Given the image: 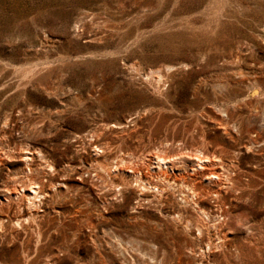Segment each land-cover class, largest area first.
<instances>
[{"label": "rangeland", "instance_id": "1", "mask_svg": "<svg viewBox=\"0 0 264 264\" xmlns=\"http://www.w3.org/2000/svg\"><path fill=\"white\" fill-rule=\"evenodd\" d=\"M254 89L251 106L264 0H0V264H264V182L200 234L171 220L198 215L177 189L132 174L158 153L233 144L213 118ZM262 146L243 170L264 172ZM31 187L43 193L29 208ZM222 223L228 247L208 249Z\"/></svg>", "mask_w": 264, "mask_h": 264}, {"label": "bare ground", "instance_id": "2", "mask_svg": "<svg viewBox=\"0 0 264 264\" xmlns=\"http://www.w3.org/2000/svg\"><path fill=\"white\" fill-rule=\"evenodd\" d=\"M249 95L250 102H236L232 107L228 106L222 110L224 116L219 115L213 118V122L228 135L233 144L222 143L214 146L210 142L203 148H192L189 152H180L181 154L177 153L176 156L158 153L132 170V174L136 176L138 186L142 190L153 189L159 196L166 190L168 196L177 189L182 199L191 204L198 215L194 220L186 208H178L170 214L171 220L178 224L195 226L200 234L206 232L207 229L205 228L211 216H221L227 220L233 219L237 211V205L234 202L239 201L245 195H251L250 192L253 193L251 196H254L260 183L264 182V172H260L258 169L254 171L243 170L239 162V157L244 154V149L252 151L254 146L264 142V134L262 133L264 101L259 102L256 106H251V101H261L259 100L261 93L254 89ZM250 135H257V138H252ZM260 150L264 152V147L262 146ZM24 153H29V151L24 150ZM1 155L0 151V164H2ZM21 161L28 165L30 158L25 156L21 158ZM254 161L256 164L261 163L257 159ZM120 170L127 172L123 167ZM242 176L248 177V180L244 182ZM38 188L31 187L25 190L29 208L35 203H42L41 194L43 192ZM20 192L13 194L18 196ZM47 193L49 191L45 192L46 196L49 195ZM141 194L142 198H148L147 194L143 192ZM208 199L215 201L216 210L205 207L204 202ZM262 202L264 204V199ZM36 207L34 206V208ZM29 214L32 218L34 217L32 211ZM175 215H177L178 220H176ZM225 224L227 225V223H222L217 227V242L211 236L208 237L205 242L208 249L217 247L220 242L222 246L228 247L226 238L229 239V235L223 230ZM164 225L165 228L161 236L166 245L177 247L180 244L175 237L177 230L168 227L167 224ZM259 226H263V224L256 221L251 224L252 228ZM227 229H230L229 223Z\"/></svg>", "mask_w": 264, "mask_h": 264}]
</instances>
